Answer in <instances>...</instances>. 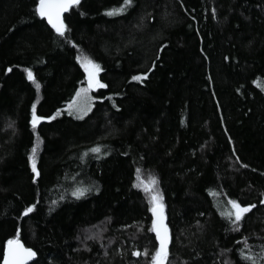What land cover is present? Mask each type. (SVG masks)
Returning a JSON list of instances; mask_svg holds the SVG:
<instances>
[{
	"label": "trees",
	"instance_id": "obj_1",
	"mask_svg": "<svg viewBox=\"0 0 264 264\" xmlns=\"http://www.w3.org/2000/svg\"><path fill=\"white\" fill-rule=\"evenodd\" d=\"M37 2L0 0V261L18 238L30 264H151L141 169L159 181L167 264H264V0H132L113 16L124 0H80L64 36ZM81 56L106 87L74 118ZM229 200L255 205L238 230Z\"/></svg>",
	"mask_w": 264,
	"mask_h": 264
},
{
	"label": "snow or ice",
	"instance_id": "obj_2",
	"mask_svg": "<svg viewBox=\"0 0 264 264\" xmlns=\"http://www.w3.org/2000/svg\"><path fill=\"white\" fill-rule=\"evenodd\" d=\"M80 0H39L38 6L36 8V12L40 17L46 18L48 24L55 30V32L59 36H64L66 34V25L63 20V14L67 12L72 6L78 5ZM132 0H124V7L113 9L109 11L107 14L110 16L119 15L126 11L127 7L130 6ZM80 59L82 66L87 72V81L88 87L82 88L80 92L77 93V97H81L82 95L86 96L88 91L93 87L103 88L106 85L100 83L98 79V74L101 71V68L98 64H95L91 59L81 56ZM11 71V69H8ZM146 77L143 76H133L132 79L136 81H141ZM27 79L36 83L35 76L33 75L31 70L27 71ZM40 85L36 83V88L38 89ZM74 107L73 105H69V108ZM59 115V113H57ZM41 117L36 115L35 105H33L32 112V128L35 129L37 125L41 121ZM51 119H55V117H51ZM91 153H100L101 148L99 146L93 147L90 149ZM38 153V145L31 149V156L29 157L31 161V169L36 177H39L40 173L37 169L36 157ZM87 155V153H85ZM140 170L137 169V177L139 179ZM157 184L155 178H152L149 182V185H143V181L138 183L136 186L141 187L144 186V190L146 192H151V211L153 213V222L151 231L155 232L156 239L159 242V247L156 250L155 254L152 255V264H167L168 261V246L171 242V237L168 231L167 225L164 223L163 216V197L159 193L153 191L154 186ZM91 189L87 188H76L72 192V196L76 198L83 197L88 191ZM216 195V193H213ZM264 204V200L261 201ZM228 204L231 206L230 210L226 213H222L225 215L233 225L237 226V230L239 227L240 221L244 218L245 214L250 212L255 205L250 206H241L237 201L229 200ZM35 208V205L26 209L24 215H28ZM144 255H148V253H143ZM133 255L140 256V252H135ZM35 256V253L29 249L25 248L19 241V239H11L7 241V246L4 252L3 264H28V261L32 260ZM245 260L251 262V264H257V261L249 256H244Z\"/></svg>",
	"mask_w": 264,
	"mask_h": 264
},
{
	"label": "rangeland",
	"instance_id": "obj_3",
	"mask_svg": "<svg viewBox=\"0 0 264 264\" xmlns=\"http://www.w3.org/2000/svg\"><path fill=\"white\" fill-rule=\"evenodd\" d=\"M79 62L81 64L80 60H79ZM93 88H96V87H93ZM92 100H93L92 96L89 93H87L86 96L82 95L81 97H77L74 100V102L71 104V105L74 104V107L69 108V106H67L66 109H65V112L67 114L71 115L74 118H82L90 111L91 106H92ZM152 178H155L156 181H157V184L154 186L153 191H155V192L159 193L160 195H162L157 175L154 172L144 171V170L140 169L139 179H138L137 173H136L135 181L133 183L134 187L136 189L140 190L143 193V195L145 196L150 211H151V207H152V204H151V194L152 193L151 192H146L144 190V186L143 185H149V182H150V180ZM141 181H143V185L141 187H137L136 185L138 183H140ZM162 203H163V208H165V204H164L163 200H162ZM155 252H153L152 255H154ZM152 255H151V264H152Z\"/></svg>",
	"mask_w": 264,
	"mask_h": 264
},
{
	"label": "water",
	"instance_id": "obj_4",
	"mask_svg": "<svg viewBox=\"0 0 264 264\" xmlns=\"http://www.w3.org/2000/svg\"><path fill=\"white\" fill-rule=\"evenodd\" d=\"M38 2H39V0H38ZM38 2H37V6H38ZM37 6H36V8H37ZM65 14H66V12L63 14V18H64V15H65ZM44 19L47 21L46 18H44ZM47 22H48V21H47ZM151 214H152V222H153V218H154V217H153V213H152V211H151ZM163 216H164V223L167 225V227H168V231H169V234H170V237H171V231H170V227H169V225H168V223H167V217H166V214H165V208H163ZM152 222H151V228H152ZM152 232H153V231H152ZM153 233H154V235H155V240H156V242H157V249H158V247H159V242H158V240L156 239V234H155V232H153ZM19 241H20V243H21L25 248H29V249H31V250L35 253V256L33 257V259L30 260V261H28V264H30L32 261L35 260L37 254H36L35 250H33L31 247L25 245L24 242H23L22 240H19ZM170 244H171V242H170ZM170 244H169V246H168V253H169V247H170ZM6 246H7V242H6L5 246H4L3 256H2V259H1V261H0V264H3V258H4V252H5Z\"/></svg>",
	"mask_w": 264,
	"mask_h": 264
}]
</instances>
